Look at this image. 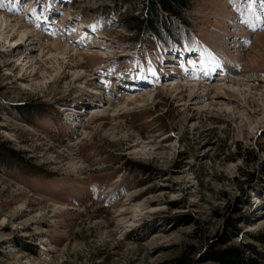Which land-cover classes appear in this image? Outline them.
I'll list each match as a JSON object with an SVG mask.
<instances>
[{"label":"rangeland","instance_id":"obj_1","mask_svg":"<svg viewBox=\"0 0 264 264\" xmlns=\"http://www.w3.org/2000/svg\"><path fill=\"white\" fill-rule=\"evenodd\" d=\"M143 5L0 0V264H264V0Z\"/></svg>","mask_w":264,"mask_h":264},{"label":"trees","instance_id":"obj_2","mask_svg":"<svg viewBox=\"0 0 264 264\" xmlns=\"http://www.w3.org/2000/svg\"><path fill=\"white\" fill-rule=\"evenodd\" d=\"M144 1V13L142 17L136 15L128 17L130 13H122L123 23L125 26L140 34L143 31L150 32L154 37L162 35V31L167 30L170 32L169 27L164 25V19L158 20L160 13H163L171 21L180 20L184 22V14L190 9L191 0H143ZM162 22V24H160ZM170 22V21H168ZM175 23V22H174ZM186 24V23H185ZM162 28V29H161ZM169 34V33H168ZM172 34V31L170 32ZM8 156L0 150V162H5ZM178 264H185L183 259H178Z\"/></svg>","mask_w":264,"mask_h":264},{"label":"bare ground","instance_id":"obj_3","mask_svg":"<svg viewBox=\"0 0 264 264\" xmlns=\"http://www.w3.org/2000/svg\"><path fill=\"white\" fill-rule=\"evenodd\" d=\"M0 21L1 22H5L6 21V19L5 18H3V17H0ZM14 21V25L16 26V25H18V27H21V28H24L25 29V25L22 23V21H20V20H13ZM2 24V23H1ZM93 27V26H92ZM94 29H95V31H97L98 33H100L99 32V28L98 27H96V26H94ZM38 38V40L35 42V43H37V44H40V45H42L44 48H47V50H54V49H57L58 47L61 49V45L60 44H58L57 42H55V41H48V40H46V39H42V35H38L37 37H36V39ZM58 46V47H57ZM73 67L74 68H72L71 70H73V71H69L68 73H74V70L75 69H81L82 68V65H81V63L80 62H78V61H75L74 63H73ZM208 68V67H207ZM211 71H210V70ZM212 69H211V67L210 68H208L207 69V71H206V74L208 75V76H211V73H212ZM226 78V77H225ZM224 78V79H225ZM76 79H82V76L81 75H79L78 73H77V76H76ZM88 79L86 78V80H84L83 81V83H85V85H87L88 86V82H89V80L87 81ZM139 81H140V79H137V77H134L133 78V82H135V83H139ZM227 82H230V83H232V84H235V85H239L240 84V82L239 81H237V80H235L234 78H232V77H229L227 80H226ZM134 84V83H133ZM131 86L132 87H135L134 85H132L131 84ZM258 86V85H257ZM203 88V90H207V91H211L212 90V87H210L209 85H207V86H203L202 87ZM213 88L214 89H216V90H220V89H222V88H220V87H218V86H213ZM131 89H134V88H131ZM141 89V88H140ZM139 90V89H138ZM148 89L147 88H144L141 92H145V91H147ZM185 90H190L189 92V94H190V96L192 97V99H194V100H197V95H196V93H195V86H187L186 88H184V87H181L180 85H176L175 87H173L172 88V94L174 95V98H176V97H180V98H182L183 96H184V94H183V92L185 91ZM92 91H94L93 93H96L97 91H99L98 93H100V91H101V88L100 89H96V88H94L93 87V89H92ZM214 91V90H213ZM221 91V90H220ZM223 92H226V91H224V90H222ZM208 92H206L205 93V95L207 94ZM97 95H99V94H97ZM140 97L138 98L137 97V99L136 98H134L133 100L134 101H136V100H139V99H141V100H143L144 101V95H139ZM210 99H211V101L212 102H214V103H217V102H225L226 100H223L222 99V96L220 95V92H215V93H213L211 96H210ZM122 102V100L121 101H117L116 103H114V102H112V101H110V99L108 100V102H107V105L109 106V107H111L112 108V110L113 111H115L117 108H118V105L120 104ZM131 102V101H130ZM228 102H229V100H228ZM123 104H121L120 106H121V108L122 107H124V108H126L128 105H130V103L129 102H127V100H123V102H122ZM193 103H196L195 101L193 102ZM226 105V104H225ZM91 111H93V109H91Z\"/></svg>","mask_w":264,"mask_h":264},{"label":"snow or ice","instance_id":"obj_4","mask_svg":"<svg viewBox=\"0 0 264 264\" xmlns=\"http://www.w3.org/2000/svg\"><path fill=\"white\" fill-rule=\"evenodd\" d=\"M209 58L211 59L212 63L215 64L217 67L219 66L218 63H216L215 58L211 57V55L209 54Z\"/></svg>","mask_w":264,"mask_h":264}]
</instances>
